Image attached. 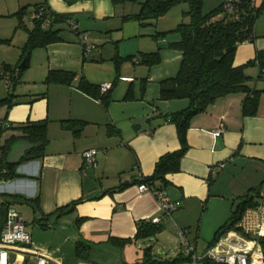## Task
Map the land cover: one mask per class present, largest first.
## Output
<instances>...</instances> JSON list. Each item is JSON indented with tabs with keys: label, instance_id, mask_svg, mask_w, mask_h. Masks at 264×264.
<instances>
[{
	"label": "crops",
	"instance_id": "0c3cea01",
	"mask_svg": "<svg viewBox=\"0 0 264 264\" xmlns=\"http://www.w3.org/2000/svg\"><path fill=\"white\" fill-rule=\"evenodd\" d=\"M38 1L0 0V16ZM261 1L255 0L257 4ZM46 5L65 15L54 26L61 28L62 39L33 48L20 74L16 68L23 60L28 25L21 30L23 41L13 43L11 35H0L10 38L0 43V70L1 64H9L17 73L12 83L0 73V99L10 95L12 100L10 105L0 104V120L11 124L48 120L42 156L20 160L18 176L0 179V210L3 202L6 207L14 206L22 219L24 214L33 221L44 216L38 221L43 227L52 218L66 220L69 226L62 227L67 233L54 241L56 247L40 246L56 262L59 243L69 238L121 244L119 238L135 235L138 221L160 215L156 196L139 190L140 182L133 180L151 174L162 153L180 146L175 124L161 114L180 110L189 100L160 98V81L175 76L179 69L182 52L169 44L179 37L175 29L189 4L177 3L148 23L122 18L138 10L132 0L118 5L112 0H46ZM155 31L160 33L156 37ZM254 32L253 40L237 45L234 65L264 49V12L255 20ZM155 51L160 56L157 63L136 61L141 53ZM116 56L121 58L118 71ZM49 70H65L74 76L70 82L47 83ZM246 73L252 77L251 84L264 87V79L256 78V64L249 65ZM81 77L98 85L110 82L107 103L82 90L78 86ZM127 91L129 97H125ZM243 97V92L220 96L191 117L180 169L167 174L170 183L164 188L176 208L161 225L170 221L175 233L176 227L186 228V237L197 251L200 243V251L208 245L238 196L264 179V90L254 113L242 112ZM63 119L78 122L67 127ZM13 132L11 127L1 129L0 144ZM89 148L97 149L95 165L85 164L83 151ZM122 182L130 183L106 191ZM79 198L83 200L73 210L61 215L55 212ZM24 253L16 254L17 263L22 259L25 263ZM79 264L91 263L87 259Z\"/></svg>",
	"mask_w": 264,
	"mask_h": 264
},
{
	"label": "trees",
	"instance_id": "16d2710c",
	"mask_svg": "<svg viewBox=\"0 0 264 264\" xmlns=\"http://www.w3.org/2000/svg\"><path fill=\"white\" fill-rule=\"evenodd\" d=\"M74 1V0H67ZM129 0H112L114 5L125 3ZM138 3V10L134 13H126L123 19H136L140 23H148L156 20L159 16L165 14L169 8L180 2H187L189 9L183 15V19L177 25L175 31L179 37L170 42V46L182 52V58L179 69L175 76L162 79L160 81V98L173 99L185 97L189 100L186 107L161 114L168 122L175 124L180 146L174 150L162 153L155 161L153 172L149 175H142L134 181L144 182L151 188H162L167 186L170 181L167 178L168 173L176 172L180 169V161L185 154L187 144V129L190 119L193 115L204 111L207 106L220 96L243 92L242 112L254 113L258 106L259 94L264 87H257L251 84L252 77L246 73L249 65L256 64L259 68L257 79H264V49H258L252 59L243 64L234 65L233 58L236 47L245 40H253L255 37L254 24L257 17L264 12V0L257 4L255 0H222L221 3L209 10L203 9V0H132ZM28 6H22L16 13L21 14L23 9ZM42 9V18L33 17L30 27H27V39L22 46V57H28L29 52L38 46L46 45L49 42L62 39L60 27H54L55 24L65 19L64 14L56 13L50 10L45 1H38L33 4V13ZM47 24L42 25V20ZM160 33L154 32L156 37ZM10 38H0V43L9 42ZM85 45V44H84ZM85 47V46H84ZM132 58L133 56H127ZM159 52L141 53L139 62L147 64L157 63L159 61ZM121 58L115 57V67L118 71ZM27 63V62H26ZM0 73L8 75L10 82L15 81L16 69L22 70L20 64L14 68L9 64H1ZM7 68L11 70L7 73ZM15 70V71H14ZM74 76L73 72L65 70H49L45 76V82H70ZM78 86L96 96L98 99L107 103L109 100V90L101 92L98 84L88 82L81 77ZM125 97H129L127 91ZM1 103H12L10 95L0 99ZM4 121V120H3ZM64 126H71L76 119L61 120ZM75 121V122H74ZM8 122V121H7ZM72 122H74L72 124ZM47 119L26 120L20 123L11 124L13 132L7 140L0 144V179H9L18 176L16 171L17 164L6 162V156L11 145L17 140L26 139L36 143L22 157L23 160H30L42 156L43 149L48 139ZM5 127H0V130ZM130 182H122L116 186L108 188L106 191L114 192L123 189ZM31 205L36 209L38 207L32 199ZM82 198L72 200L64 206H59L55 212L58 215L71 211L76 204L82 201ZM264 201V179L255 186L248 188L233 203L228 218L214 232L208 245L214 243L221 234L230 229L241 231L239 224L242 214L246 207H258ZM7 207L2 202L0 210V226L2 225ZM44 216L37 219L39 222ZM81 217L77 219L80 220ZM44 225V224H43ZM161 229V224L151 221H138L135 235L127 238H119L121 244L132 241L140 236L155 235ZM242 232V231H241ZM260 242L264 243V237H259ZM88 244L78 240L75 242V254L79 258H85L87 253H83L81 246ZM83 246V247H85ZM148 255V254H147ZM181 257L178 255L172 259L157 260L147 257L141 264H174Z\"/></svg>",
	"mask_w": 264,
	"mask_h": 264
},
{
	"label": "rangeland",
	"instance_id": "374dc122",
	"mask_svg": "<svg viewBox=\"0 0 264 264\" xmlns=\"http://www.w3.org/2000/svg\"><path fill=\"white\" fill-rule=\"evenodd\" d=\"M220 1L221 0H203V9L209 10L218 5ZM33 4L34 3L29 4L19 15L16 12H11V14H7V16H0V35H3V33H6L7 37L11 35L13 43H17L16 41H23V31L21 30L25 28V24L28 25V27L32 25L33 18L31 13H33ZM16 28L18 30L14 32ZM20 205L22 204L17 205L16 208H19ZM25 217L24 214L23 219L27 220L26 224L31 233L32 247H56L54 241H59L61 239H59V237H63L67 233L63 228L69 226L65 219V221L61 222V220L54 221V218H52L50 223L47 222V226L43 227L38 221H33L31 218ZM169 222L165 224L162 223L161 229L158 230L155 235L140 236L124 244H118L108 240H95L90 242L79 238V240H83L84 243L89 245L87 247L85 245H83L85 247L81 246L83 253H87L85 258H79L75 254V240L69 238V240L59 243L60 251L57 252V258H55L57 261H51L49 264H79L80 260L87 259L91 264H141L147 257L157 260L172 259L179 255L180 249L178 247L177 230L175 233L169 225ZM239 224L242 234L240 232L238 233L246 238L257 240L251 253L252 259L250 264H260V257L264 256V243L260 242L259 239L261 231L264 229V201H262L258 207H246ZM176 229L178 228L176 227ZM202 244L203 243L199 244V252V249L203 246ZM24 255L26 257L24 264H38L39 257L37 255L30 253H24Z\"/></svg>",
	"mask_w": 264,
	"mask_h": 264
},
{
	"label": "built area",
	"instance_id": "2783aa9c",
	"mask_svg": "<svg viewBox=\"0 0 264 264\" xmlns=\"http://www.w3.org/2000/svg\"><path fill=\"white\" fill-rule=\"evenodd\" d=\"M45 1V0H41ZM42 9L32 13V17L42 18ZM47 21L42 20V25ZM85 36L82 35L81 38ZM10 81L8 75L5 76ZM111 87L110 82H102L99 85L101 92H106ZM8 122L0 120V127H7ZM219 127L216 131H220ZM97 149L89 148L83 151L85 164H96ZM222 166V164H220ZM217 168L213 167L212 172H216ZM139 190H147L153 193L158 202L160 215L151 218V222L160 224L171 216L172 211L176 208L174 202L170 199L165 188H151L146 183L138 184ZM178 247L180 249L179 256L181 259L174 264H250L251 253L257 243L256 239H249L241 235L237 229H230L219 236L212 244L207 245L202 251H197L194 243L186 237V228L177 227ZM240 232V233H238ZM261 237H264V229H262ZM31 233L27 229L26 223L23 221L19 212L14 206L8 205L5 216L0 226V264H22L23 260L16 261L18 252H26L37 255L39 257L38 264H49L53 261L40 248L31 246ZM12 254V255H11ZM260 264H264V256L260 257Z\"/></svg>",
	"mask_w": 264,
	"mask_h": 264
},
{
	"label": "water",
	"instance_id": "95a60500",
	"mask_svg": "<svg viewBox=\"0 0 264 264\" xmlns=\"http://www.w3.org/2000/svg\"><path fill=\"white\" fill-rule=\"evenodd\" d=\"M20 66H26V57L23 58ZM34 145H36V143H32L26 139L17 140L11 145L6 157V162L10 164H18L27 151L30 150V148Z\"/></svg>",
	"mask_w": 264,
	"mask_h": 264
}]
</instances>
